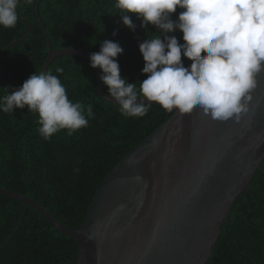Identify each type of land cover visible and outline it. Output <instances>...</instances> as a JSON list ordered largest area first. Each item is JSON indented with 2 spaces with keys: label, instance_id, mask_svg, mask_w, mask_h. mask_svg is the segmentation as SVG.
<instances>
[{
  "label": "trees",
  "instance_id": "obj_1",
  "mask_svg": "<svg viewBox=\"0 0 264 264\" xmlns=\"http://www.w3.org/2000/svg\"><path fill=\"white\" fill-rule=\"evenodd\" d=\"M182 11L178 8L171 19ZM17 13L15 27H0V98L13 91L2 82V51L26 35L27 21L30 34L11 46L4 59L6 77L18 88L41 72L50 47L91 54L100 51L104 40L119 42L123 48L116 58L122 78L136 83L137 90L147 78L142 74L145 62L139 44L157 29L148 25L146 32L133 15L136 31H130L122 24L115 0H33L30 5L21 2ZM169 35L183 44L179 31ZM182 62L190 67L183 55ZM57 67L63 73H57ZM49 71L61 80L71 101L92 105L94 118L72 135L61 130L44 139L37 113L27 107L0 111V189L31 198L65 227L79 229L100 184L174 110L152 105L144 117L121 115L119 105L97 94L95 71L82 57L55 58ZM103 89L108 94V88ZM248 197L236 201L207 264H264V161L248 187ZM78 257V245L35 209L0 195V264H75Z\"/></svg>",
  "mask_w": 264,
  "mask_h": 264
},
{
  "label": "water",
  "instance_id": "obj_2",
  "mask_svg": "<svg viewBox=\"0 0 264 264\" xmlns=\"http://www.w3.org/2000/svg\"><path fill=\"white\" fill-rule=\"evenodd\" d=\"M27 24L26 35L1 54L2 82L13 91L19 88L8 81L4 59L30 34ZM62 56L90 62L86 51L50 47L41 72ZM94 71L97 94L118 105L103 89L101 70ZM257 80L249 111L238 120L216 121L199 107L187 114L174 109L100 184L79 229L65 227L29 197L9 189L0 195L29 205L72 239L79 248L75 264H207L236 201L249 199L248 187L264 161V73Z\"/></svg>",
  "mask_w": 264,
  "mask_h": 264
},
{
  "label": "clouds",
  "instance_id": "obj_3",
  "mask_svg": "<svg viewBox=\"0 0 264 264\" xmlns=\"http://www.w3.org/2000/svg\"><path fill=\"white\" fill-rule=\"evenodd\" d=\"M21 2L30 5L33 0H0V27H15ZM115 8L130 31H136L133 15L146 32L148 25L157 29L139 44L145 62L142 74L147 76L139 90L121 76L119 42L104 40L100 51L90 54V67L101 70L100 80L121 115L144 117L153 103L180 114L199 107L221 122L238 120L249 111L257 77L264 73V0H115ZM178 8L183 11L171 19ZM176 31L182 33L183 44L169 35ZM182 55L191 61L190 67H185ZM56 72L63 73V68ZM25 107L38 114L44 139L61 130L72 135L94 118L92 105L71 101L50 71L35 72L0 98L2 112Z\"/></svg>",
  "mask_w": 264,
  "mask_h": 264
}]
</instances>
